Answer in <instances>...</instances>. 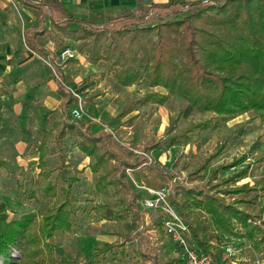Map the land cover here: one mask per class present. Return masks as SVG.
<instances>
[{"label":"trees","instance_id":"trees-1","mask_svg":"<svg viewBox=\"0 0 264 264\" xmlns=\"http://www.w3.org/2000/svg\"><path fill=\"white\" fill-rule=\"evenodd\" d=\"M16 1L38 11L34 24L23 31L24 42L36 56L44 59L49 55L58 78L57 92L61 97L57 106L61 118L52 140L58 160L55 179L61 187L57 192L48 180L50 171L39 173L46 180L42 195L58 198V201L42 216L39 222L42 236H36V242L47 240L46 246L51 247L50 241L55 234L71 233L73 230L71 216L75 213V198L72 188L79 179L68 168L64 152L66 138L74 140L78 151L92 161L88 167L97 174L94 186L97 194L107 195L108 188L112 187L118 204L122 206L116 212L105 205L97 206V214L102 219L125 221L129 218L132 224L142 226L145 222L143 213L147 212L140 211L141 202L134 188L128 184L129 179L124 171L139 167L140 162H127L113 147L110 133L103 129L93 131L87 123L73 119L70 114L71 108L77 104V98L62 83L59 55L69 49L65 41L83 42L78 52L85 55L90 65L96 66L100 62L108 64L117 86L131 87L145 81L150 89L162 87L167 91L166 95L149 92L140 99L132 100L122 107L118 118H124L146 104L163 106L168 95L184 99L188 103L185 110L168 121L166 134L172 146L188 143L195 134L217 128L215 123L208 120L174 133L179 117H187L193 110L211 112L222 121L249 111L259 112L264 119V0H209L197 3L172 0L163 5L139 7L101 24L71 17L59 0ZM179 15L181 19L177 18ZM45 20L49 21L47 29L44 27ZM36 38H41L42 44ZM47 41L53 43V53L45 48ZM71 61L69 59L64 64ZM133 118L135 116L128 120ZM41 139L36 151L38 166L43 169L51 151L43 136ZM258 142L251 145L250 150ZM225 147V142L216 144L207 161L217 158ZM243 158L245 155L216 167L202 185L189 188L175 186L166 195L167 203L188 229L191 241L201 253L210 256L211 264H226L224 249L212 243L204 228V220L195 211L210 216L224 234L232 237L238 235L248 241L255 253L264 252V210L256 207L258 194H264V177L254 185H236L247 177L249 166H246L217 180L219 171H228ZM255 162H264V155ZM144 166L150 175L147 182L153 188L163 189L166 178L156 173L150 164ZM0 167H4L3 162H0ZM203 168L200 166L198 171ZM253 192L255 195L250 200L239 197ZM227 196L237 198L227 200ZM165 218L162 216L157 223L163 231L162 221ZM34 219L35 214L29 213L8 222L6 205L0 202V256L4 260H11V248H20V240L27 237L26 229ZM118 238L95 248L83 263L62 259L57 264H100L99 259L105 258L114 248L121 249L123 253L125 245L135 239V234L128 232ZM175 250L177 252L178 249ZM139 255L149 260L146 264H160L155 257L149 259L142 251ZM163 264H179V256Z\"/></svg>","mask_w":264,"mask_h":264},{"label":"rangeland","instance_id":"rangeland-1","mask_svg":"<svg viewBox=\"0 0 264 264\" xmlns=\"http://www.w3.org/2000/svg\"><path fill=\"white\" fill-rule=\"evenodd\" d=\"M180 17L181 15L177 16ZM23 27L22 22L21 29ZM82 45L83 42H69V49L78 52ZM36 62L42 68L41 78L31 82L34 79L31 77L32 72L27 73L28 77L21 81L22 72L12 71L10 88L4 89V97L0 93V162L4 163V167H0V202L6 205L8 222L29 213L35 214V219L26 229L27 237L20 240L22 249L11 248V260H4L0 256V264H57L62 259L83 263L95 248L117 241L119 235H126L128 232L135 234V239L125 245L123 253L121 249L114 248L105 258L99 259L100 264L149 263V260L139 255L140 251L149 259L155 257L160 264L178 259L173 242L157 225L162 219L161 212H144L145 222L142 226L132 224L129 218L125 221H106L97 214V206L105 205L113 212L119 211L122 206L118 204L112 187L108 188L107 195L97 194L94 188L97 174L92 173L88 167L92 161L78 151L75 141L70 138L64 140V152L69 171L79 179L72 188L75 198V213L71 216L73 230L71 233L55 234L50 241L51 247L46 246L47 240L40 239L36 242V236H42L39 229L42 216L58 201V198H46L42 195L41 190L46 180L39 173L50 171L48 180L53 183L57 192L61 187L60 182L55 179L58 160L52 142L61 118L57 109L60 99L56 89L58 78L49 57L37 58ZM65 64L60 67L62 83L66 88L71 87L69 90L78 93L83 99L82 121L93 131L103 129L110 133L113 147L127 162H140L139 168H129L135 169L132 176L136 181L152 187L147 182L150 175L145 166L141 165L144 158H147L156 173L166 178L163 187L168 193L175 186L189 188L206 183L216 167L226 165L242 155H245V158L236 166L225 172L219 171L217 180L228 177L246 166H249L247 177L236 185H254L264 177V162H255L258 157L264 155V119L260 117L259 112L249 111L222 121L211 112L193 110L187 117H179L174 133H179L191 124L208 120L215 123L217 128L195 134L188 143L172 146L169 135L166 134L168 121L178 117L185 110L188 103L184 99L177 95H168V100L163 106L146 104L139 106L124 118H118L122 107L132 100L140 99L143 94L149 92L166 95L167 91L162 87L150 89L145 81L131 87L117 86L111 77V67L104 62L95 67H73L68 71L64 68ZM91 79L95 80L97 85H87L85 90L81 88ZM134 116L133 120H128ZM41 136L51 151L43 169L38 166L36 151L42 140ZM257 140L258 145L250 150V146ZM221 142L226 143L225 149L217 158L208 162L207 159L216 144ZM153 144H156L155 147L149 148ZM168 149L171 152L170 159L165 154ZM200 166L204 168L198 171ZM128 184L133 187L130 180ZM134 190L141 202L146 194L142 190ZM254 195L253 192L239 197L250 200ZM235 198L237 196L226 197L227 200ZM139 207L143 212L142 206ZM256 207L264 210V194H258ZM195 213L204 220V228L212 243L217 244L219 248L231 244L240 250L232 261L227 260L226 264H264V252L255 253L248 241L238 235L232 237L224 234L204 212ZM234 225L236 226L235 223ZM236 229L242 232L238 227Z\"/></svg>","mask_w":264,"mask_h":264},{"label":"crops","instance_id":"crops-1","mask_svg":"<svg viewBox=\"0 0 264 264\" xmlns=\"http://www.w3.org/2000/svg\"><path fill=\"white\" fill-rule=\"evenodd\" d=\"M59 1L63 4L64 9L71 17L83 21H90L97 24H101L106 20L118 18L119 16L124 14H129L139 7H148L154 4L163 5L172 0H59ZM174 1H177L178 3H197V2L209 1V0H174ZM37 16H38L37 10L26 7L20 4L19 2H17L16 0H0V93L2 94V97H4L5 94L4 89L10 88L11 86L12 71L16 73L22 72V77L20 76L21 81L25 80V78L28 77L26 76L27 73L29 74L32 72L33 75L31 77L34 79L31 82L36 81L37 78H41L42 68L41 65L37 64L36 62L37 58L40 57L36 56L35 53L28 50V48L25 45L24 37H23V31L25 29H28L34 24V21ZM22 22L24 23V27L21 29ZM44 27L46 29L49 27L48 20L44 21ZM71 27L74 28L76 26L72 25ZM36 40L38 43L42 44L41 38H36ZM65 43L69 46V41H65ZM44 46L50 53L54 52V45L52 42L47 41V43H45ZM74 51L78 53L79 57L65 64L64 68L66 69V71H68L70 68L73 67L86 68L87 66L90 67L94 66V65H90L86 61V57L84 55L77 52V50ZM46 57H49V55ZM63 73L65 74V71H63ZM13 81H15V79ZM91 84L95 85L96 81L91 79L88 82L84 83V85L81 88L85 90V86ZM69 88L71 87H68V89ZM93 96L95 97L97 95H93Z\"/></svg>","mask_w":264,"mask_h":264},{"label":"built area","instance_id":"built-area-1","mask_svg":"<svg viewBox=\"0 0 264 264\" xmlns=\"http://www.w3.org/2000/svg\"><path fill=\"white\" fill-rule=\"evenodd\" d=\"M79 57L78 53H76L72 49H65L60 52L59 62L64 63L67 60H75ZM70 92L77 98L76 106L72 107L70 110V114L73 119L82 120L84 116V108L82 101L83 99L80 97L78 93L73 92L70 89ZM168 149L165 151L166 156L170 159L171 152ZM147 157V156H145ZM145 164H150L147 158L143 159ZM139 168V167H137ZM136 169V168H135ZM134 170L126 169V174L131 184L135 189L142 190L146 196L141 201V206L145 211H159L162 213V216L165 218L163 223V229L165 235L171 239L175 249L177 250L179 256V264H211V258L208 255L201 253L194 243L191 241L188 233V229L184 224L180 221V218L167 203L166 195L168 194L165 188L156 189L150 187L146 184L140 183L136 181L132 174ZM174 249V250H175ZM224 255L223 258L225 260H231L236 256L240 250L233 245H226L223 247ZM176 251V250H175Z\"/></svg>","mask_w":264,"mask_h":264}]
</instances>
